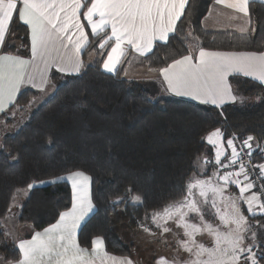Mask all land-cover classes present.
<instances>
[{
    "label": "snow or ice",
    "instance_id": "obj_1",
    "mask_svg": "<svg viewBox=\"0 0 264 264\" xmlns=\"http://www.w3.org/2000/svg\"><path fill=\"white\" fill-rule=\"evenodd\" d=\"M252 3L264 0H213L231 10L229 21L243 19L241 24L225 25L239 33L237 40L246 41L258 31L252 26ZM189 5L190 0H0V113L14 117L21 87L44 92L53 69L80 75L85 67L98 65L105 73L119 75L118 67L131 54L151 60L154 48L170 47L178 32L187 44L184 51L163 66L148 69L162 78L169 94L223 109L237 100L230 78L243 76L264 85V51L210 50L193 30L183 33L182 18L187 19ZM16 21L30 34L28 58L5 49ZM85 55L97 59L86 65ZM203 139L210 156L198 157L177 195L146 212L138 224L160 243L168 244L169 235L172 238L177 255L156 264H264V241L249 221L264 217V162L253 161L254 153L264 158V144L252 135L242 141L225 138L219 128ZM59 182L70 185L69 205L55 223L35 231L30 239L13 237L12 255L0 254V264H133L110 255L103 237L91 239L89 247L78 241V232L97 208L92 177L70 169L49 181ZM37 186L26 187L31 192ZM115 197L114 207L145 202L134 186ZM5 223L0 221V228ZM0 235L12 233L5 228ZM182 254L186 258L181 259Z\"/></svg>",
    "mask_w": 264,
    "mask_h": 264
},
{
    "label": "trees",
    "instance_id": "obj_2",
    "mask_svg": "<svg viewBox=\"0 0 264 264\" xmlns=\"http://www.w3.org/2000/svg\"><path fill=\"white\" fill-rule=\"evenodd\" d=\"M212 3L190 0L187 19L182 18L185 35L193 30L210 50L264 51V4L250 5L252 26L258 31L240 41L238 35L201 28ZM14 40L20 43L18 47L11 44ZM186 47L178 32L170 47L154 48L152 59H144L147 68L163 66L162 62H169ZM5 49L22 56L29 53L26 29L17 21L11 26ZM87 58L85 55L86 65ZM118 72L107 74L92 65L80 75L52 74L50 80L56 85L52 96L32 110L14 134L1 138L0 221L27 183L49 182L67 170L79 169L92 177L97 205L78 233L79 243L89 247L91 239L100 236L109 254L131 257L133 245L121 240L119 228L135 232L146 212L177 195V189L192 175L197 158L210 155V146L203 139L207 133L219 128L225 138L236 136L242 141L252 135L264 143V88L256 82L232 79L237 96L242 97L217 109L188 100L153 101L139 84L123 78L121 68ZM36 96L35 91L22 92L16 109L24 111ZM256 96L254 102L245 100ZM132 186L143 194L144 205L114 207L115 194ZM70 197L64 182L32 189L18 214V222L29 227L26 238L54 223ZM12 245L0 244V253L12 255Z\"/></svg>",
    "mask_w": 264,
    "mask_h": 264
},
{
    "label": "crops",
    "instance_id": "obj_3",
    "mask_svg": "<svg viewBox=\"0 0 264 264\" xmlns=\"http://www.w3.org/2000/svg\"><path fill=\"white\" fill-rule=\"evenodd\" d=\"M209 9L212 10V15L209 17L208 16V12H207V14L205 15V17H207V19H205V17H204L201 20V28L205 32H209V33H229V34L239 35V33H236L234 31V28H227V27H225V25L230 23V24H232V25L235 26V25H238V24L243 23V19L237 20V21H229L228 20V15L231 13V10L224 9L222 5H214L212 3L210 5ZM17 22L19 24H21L19 21H17ZM21 25L26 29V32H27L28 51H29V49H30V34H29V31L27 30L26 26H24L23 24H21ZM11 44L14 45V46H16V47H18L20 43L18 41L14 40V41L11 42ZM29 55H30V51H29L28 55L27 56H24V57L25 58H28ZM94 59H95L94 56H92V57H89L88 56V58H87V64H90V62L92 60H94ZM144 59H145V57H138L134 53L131 54L128 57V59L118 67V69L119 68L122 69L123 78L125 80H127V81H131V82H135V83L139 84L143 89H145L149 93V96H150L151 100H153V101H159V100H188V101H192V100H190L188 98H185V97H176V96L171 95L168 92H166L165 89H164V87H163V85H162V83H161V79L162 78L158 77V74L157 73L149 72V70L147 68V64H146V62H145ZM125 71H127V75H124V72ZM52 74H58L61 77L75 76V74L66 75V74H63V73H56L55 72V69H53L52 72L50 73V77L52 76ZM107 74H109V73H107ZM234 78H240V79L250 80V81H253V82H256V83L259 84L258 81H254L251 78H246V77H243V76L232 77V78H230V81L232 79H234ZM259 85H261V84H259ZM261 86L264 88V85H261ZM232 88H233L234 94L237 96V94H236V87L234 86L233 83H232ZM55 89H56V85L51 80H49L48 87H47V89L44 92H39L37 89L31 87L30 85H24V86L21 87L20 92L18 93L17 97L22 92L31 90V91L37 92V96L33 99V100H37L41 96L42 93H45L47 91H49V93H51L50 95L52 96V94L54 93ZM51 96H49L47 98V100ZM237 100H238V96H237ZM237 100H236L235 103H237ZM192 102H195V101H192ZM195 103H197V102H195ZM235 103H228V104H235ZM197 104H199V103H197ZM200 105H202V104H200ZM203 106H211V105H203ZM212 107H214V106H212ZM26 109L24 111H20V110L14 109V111L15 112L18 111V113H24L25 112V115H27V116H24V118L22 120L24 122L26 121V119H27V117H28V115L30 113ZM1 115H3V114L0 113V117H1ZM6 116L9 117V121L10 122L12 121L11 114H8V115H5V117L2 120H0V122H3V121L9 122L6 119ZM20 127L21 126L19 125L18 128H17V130ZM205 156H207V155H204L202 158H204ZM258 162L259 163L260 162H264V158H259L258 159ZM210 173H211V169H209L208 174H210ZM50 184H52V183H49V182L39 183V184H37L38 185L37 187H44V186H47V185H50ZM68 186L70 188V185H68ZM233 188H234V186H233ZM21 191H23V192L25 191L26 192L25 195H24V197H23L24 198L23 201H24L27 198V196L29 195V191L27 189H24V190H21ZM21 191H19V192L16 193L14 199L19 195V193ZM230 191H232L231 188H230ZM70 192H71V189H70ZM234 194H238V190H236V192ZM242 211H244L245 214L247 215L246 205H242ZM2 221H4V219ZM249 221L253 225L254 229L257 230L258 239L261 240V241H264V228L261 227V225H264V217H259V216L258 217H255V218L249 217ZM257 221H259V224L257 223ZM16 222L18 224L17 225L18 232H17V235H16L15 238L17 240L18 239H30L31 236L34 234V232H32L26 238V235L28 234V229L27 228H29V227H26V226L24 227V226H22L18 222V215H17V218H16ZM24 229H25V231L27 233H23L24 232ZM42 230H40V231H42ZM11 243H13V241ZM112 256H115V255H112ZM115 257H118V258H128V259H130V260L133 261V264H138V262L133 257H119V256H115Z\"/></svg>",
    "mask_w": 264,
    "mask_h": 264
},
{
    "label": "rangeland",
    "instance_id": "obj_4",
    "mask_svg": "<svg viewBox=\"0 0 264 264\" xmlns=\"http://www.w3.org/2000/svg\"><path fill=\"white\" fill-rule=\"evenodd\" d=\"M50 94L51 93H49V91L42 93L37 100L32 101V103L29 105V107L26 110L31 112L37 106L43 104L47 100V98L51 96ZM240 97H242V95L238 94L239 99ZM257 99L258 96L245 100L254 102ZM24 116H27L25 115V112L18 113L17 111L15 112L14 117L11 115L12 118L11 122L9 121V117H7V120L9 122L6 121L0 122V140L3 136L14 134L18 126L19 125L21 126L23 124L24 121L22 120ZM25 193H26L25 191L24 192L21 191L19 195L13 200L9 208L11 209V211H9L6 217L4 218V221H6L5 228L8 231H10L12 235H9L7 237L2 236L3 239L0 240V244H3L5 242L6 243L12 242L13 237H16L17 235L18 224L16 222V218L21 208ZM5 228H2V231H4ZM23 233H27L25 229ZM118 234L124 243H126L127 245L130 244L133 245V251L131 253V257H133L138 262V264H156L157 260H159L160 258L171 260L174 256L177 255L176 249L173 246V241L170 235H169V243L163 244L158 242L154 237L145 233L141 228L137 229L135 232H128L127 230L120 227ZM203 239L207 241L208 238L204 237ZM184 258H186V254L181 255V259Z\"/></svg>",
    "mask_w": 264,
    "mask_h": 264
},
{
    "label": "built area",
    "instance_id": "obj_5",
    "mask_svg": "<svg viewBox=\"0 0 264 264\" xmlns=\"http://www.w3.org/2000/svg\"><path fill=\"white\" fill-rule=\"evenodd\" d=\"M233 137V136H232ZM234 137H236V136H234ZM238 138V137H237ZM238 141H240L239 139H238ZM264 144V143H263ZM259 158H262L259 154H257V153H254V155H253V161H254V163H259L258 162V159Z\"/></svg>",
    "mask_w": 264,
    "mask_h": 264
}]
</instances>
